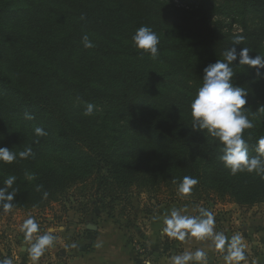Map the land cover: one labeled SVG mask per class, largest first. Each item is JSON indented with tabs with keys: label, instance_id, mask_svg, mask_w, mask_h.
Wrapping results in <instances>:
<instances>
[{
	"label": "trees",
	"instance_id": "1",
	"mask_svg": "<svg viewBox=\"0 0 264 264\" xmlns=\"http://www.w3.org/2000/svg\"><path fill=\"white\" fill-rule=\"evenodd\" d=\"M171 1L0 0V147L33 151L11 164L0 161V168H6L0 173V186L22 170L32 174L30 181L17 177L13 209L47 207L84 183L91 185L104 209L118 202L123 216L134 208L135 195L148 193L156 201L154 209L169 201L159 194H177L184 176L199 181L191 194L178 196L193 205L222 200L252 207L264 202V179L255 173L232 175L219 159L217 140L192 130L190 104L196 94H154L148 88L164 74L128 64L149 56L140 55L142 50L132 41L142 25L158 35L159 54H172L170 74L223 60L234 35L245 37L236 46L238 51L247 47L250 56H264V0H191L184 8ZM217 13L238 20L242 32L215 28L212 17ZM84 34L95 47H83ZM109 60L118 64H108ZM236 63L232 66L239 86L252 89L259 80L255 69ZM74 98L104 99L112 107L99 122L95 116H85V105L74 104ZM25 112L34 119H25ZM124 115L136 117L130 138L107 136L104 129L110 119ZM247 115L254 127L244 136L255 155L256 142L264 136V113L252 115L248 109ZM36 127L48 135L37 137ZM46 149L89 160L98 170L84 177L39 166L38 156ZM37 185H43L42 191L35 190ZM44 191L49 194L46 199ZM154 209L146 206L143 212L153 215Z\"/></svg>",
	"mask_w": 264,
	"mask_h": 264
},
{
	"label": "rangeland",
	"instance_id": "2",
	"mask_svg": "<svg viewBox=\"0 0 264 264\" xmlns=\"http://www.w3.org/2000/svg\"><path fill=\"white\" fill-rule=\"evenodd\" d=\"M220 2V0H214ZM177 7L184 8L185 5L190 4L191 0H173L171 1ZM212 24L215 28L223 32L239 33L242 32L241 23L235 18H228L222 13H217L212 17ZM264 48V46H263ZM207 58L210 56L207 55ZM217 60L205 61L198 67H194L193 71H188L184 74H170L171 67L173 68L172 54L170 52L160 53L158 58L153 60L150 56H144L136 61L131 60L128 64L130 66H137L140 70L154 71L163 73V79L155 80L150 85L149 90L154 94H175L176 92L188 91L190 94H196L198 88L203 83L204 68ZM132 62V64H131ZM116 65V60H109L108 64ZM174 63H176L174 61ZM234 72L236 69L233 67ZM234 82L239 86V82L234 77ZM252 89H247L248 104L246 107L251 111V114L260 113L259 109L264 106V79H259L255 84L251 85ZM96 106L94 114L99 122L102 121L107 111L112 107L109 101L104 99L89 101ZM73 103L76 105L83 104L85 101L74 98ZM132 115L116 116L110 119L105 134L111 138H130V126L135 120ZM15 150V149H14ZM22 151V150H20ZM20 151H17L18 153ZM250 155L252 153L249 152ZM19 159V156L18 158ZM39 166L55 167L66 173L76 172L82 174L84 177L90 176L97 172L98 168L89 160H82L78 156H72L65 153H56L53 150L46 149L38 156ZM6 168H0V173L5 172ZM30 171H21L20 177L25 181L32 179ZM106 173V170L102 171ZM91 185L84 183L74 186L69 194L61 200L52 202L49 206L44 208H29V209H12L10 212L0 213V259L5 257H13L14 264H25L21 257L28 256L24 254V237L23 233L19 231L24 219L29 216L34 217L40 225V234L48 230H53V234L58 237L54 247L56 251L63 248L71 247V243L78 244V246L90 247V240H93V235L102 221H109L110 219L119 222L121 226L127 228L131 234L129 241L133 247L136 248L139 254H144L145 259L153 264L156 260L157 254H151L148 249L149 242L144 238H138L141 232L145 229L152 228V218L147 217L143 212L146 206L154 209L156 201L151 200L148 193L135 195L133 197L132 210L127 209L129 214L119 215L121 205L116 202L115 207L104 209L97 201L96 197L90 190ZM161 198L167 199L160 205H156L155 214L165 205H174L178 209H188L194 211L197 215L200 207L210 210L215 218V228L217 231H222L228 236L238 234L241 236L243 243L246 245L247 259L250 261L246 264H264V202L252 207L240 206L231 201H214L208 200L206 203L200 202L198 205H193L189 201L181 199L179 193L170 195L169 193H160ZM173 196V197H172ZM175 196V197H174ZM113 214L114 217L109 216ZM153 214V215H155ZM114 218V219H113ZM157 223V222H156ZM89 235V236H88ZM35 239V235H34ZM135 239L137 241H135ZM171 239H164L163 242L170 243ZM176 240L174 239V243ZM179 242V241H178ZM70 243V244H68ZM80 244V245H79ZM169 251V250H168ZM47 253V254H46ZM39 261V264H53L51 261L52 253L46 252Z\"/></svg>",
	"mask_w": 264,
	"mask_h": 264
},
{
	"label": "clouds",
	"instance_id": "3",
	"mask_svg": "<svg viewBox=\"0 0 264 264\" xmlns=\"http://www.w3.org/2000/svg\"><path fill=\"white\" fill-rule=\"evenodd\" d=\"M81 19H85L82 15ZM245 40L243 35H234L232 46L223 53L224 59L217 60L204 68L203 83L198 88L195 97L190 104L191 128L193 131L203 132L215 138L221 146L219 159L224 167L230 170L232 175L247 172L255 173L264 179V136L258 138L255 145V155L249 154V144L245 139L246 130L252 129L254 123L248 118V91L234 82L236 73L233 70L234 62L255 69L256 78L264 79V56L260 54L252 57L250 49L243 47L237 50ZM134 46L140 51V55L148 54L153 60L159 56V37L155 31L147 25L140 26L132 36ZM83 47L90 49L95 47L87 34L82 36ZM79 99V98H78ZM96 106L87 102L84 110L85 116H92ZM259 112L264 113V106ZM24 118L34 119L31 113L25 112ZM34 133L37 137H45L47 131L42 127H36ZM33 155L31 147L23 151H13L9 147H0V161L11 164L17 156L25 159ZM17 177L12 175L3 180L0 186V209L5 213L14 207V200L19 189L14 187ZM195 177L184 176L178 184V193L181 197L192 193L198 184ZM43 185H37L36 191H42ZM48 192H43V197H48ZM163 222L162 232L171 239L184 242L186 239L197 241H211L210 247L224 253V264H242L247 260L246 245L240 235H226L215 228L213 213L207 208L200 207L197 215L185 214L182 209L172 208L162 217L154 216L153 220ZM19 231L24 237V251L32 264H39L40 258L51 249L58 237L53 230L40 234V225L37 220L29 216L24 219ZM35 235V239H34ZM77 245L73 244L72 247ZM100 247V244L96 245ZM0 264H14L13 257L0 259ZM170 264H208V252L203 248L195 251H183L171 257Z\"/></svg>",
	"mask_w": 264,
	"mask_h": 264
},
{
	"label": "crops",
	"instance_id": "4",
	"mask_svg": "<svg viewBox=\"0 0 264 264\" xmlns=\"http://www.w3.org/2000/svg\"><path fill=\"white\" fill-rule=\"evenodd\" d=\"M176 207L174 205H165L155 215H147V217L152 218V223L154 222L156 225H153L148 230L145 229L138 237L144 238L145 241L149 242L148 249L151 250L150 255L157 254L153 264H170L172 256L180 254L185 250L195 251L196 248H203L208 252V264H224V253L211 248V241L201 242L195 239H186L184 242L176 240L174 243V239L163 234L162 219L154 221L153 217H162L165 212ZM182 210L185 214L196 215L192 210ZM129 236H131L129 230L121 226L119 222L111 219L109 221L104 220L99 224L95 235H93V240H90L89 249L86 246H78L75 242L68 243L71 247L63 248L60 251H56V247H54L49 249L48 252L52 253L51 261H53V264H151L145 259L146 256L144 254H139L136 248L133 247L129 241ZM164 239H171L170 244L166 245L163 242ZM135 241L137 240L135 239ZM73 244L77 246L72 247ZM97 244H100V247H97ZM23 252L25 251L23 250ZM21 258L25 264H32L28 256ZM249 261L247 259L242 264H246Z\"/></svg>",
	"mask_w": 264,
	"mask_h": 264
}]
</instances>
